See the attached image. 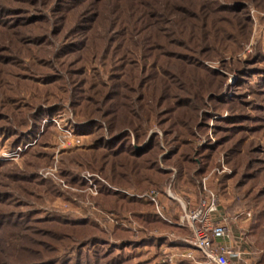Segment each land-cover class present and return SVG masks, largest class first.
I'll return each instance as SVG.
<instances>
[{
    "label": "rangeland",
    "instance_id": "374dc122",
    "mask_svg": "<svg viewBox=\"0 0 264 264\" xmlns=\"http://www.w3.org/2000/svg\"><path fill=\"white\" fill-rule=\"evenodd\" d=\"M207 191L264 264V0H0V264H212Z\"/></svg>",
    "mask_w": 264,
    "mask_h": 264
},
{
    "label": "built area",
    "instance_id": "2783aa9c",
    "mask_svg": "<svg viewBox=\"0 0 264 264\" xmlns=\"http://www.w3.org/2000/svg\"><path fill=\"white\" fill-rule=\"evenodd\" d=\"M207 192L206 199L194 209L177 198L182 207L181 221L190 230L188 244L212 264H251L243 257L245 251L234 248L230 224L224 216L216 218L217 199L211 191Z\"/></svg>",
    "mask_w": 264,
    "mask_h": 264
},
{
    "label": "trees",
    "instance_id": "16d2710c",
    "mask_svg": "<svg viewBox=\"0 0 264 264\" xmlns=\"http://www.w3.org/2000/svg\"><path fill=\"white\" fill-rule=\"evenodd\" d=\"M149 146L150 145H147L146 147H144V150L143 151H147L148 149H149ZM181 159L183 160V162L185 161V160H187L184 156L182 157V155H181ZM181 161V160H180ZM148 178V177H147Z\"/></svg>",
    "mask_w": 264,
    "mask_h": 264
}]
</instances>
